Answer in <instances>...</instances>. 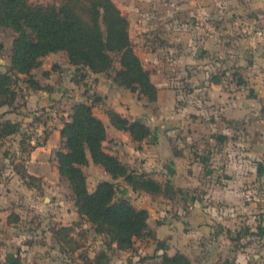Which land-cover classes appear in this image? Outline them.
<instances>
[{
    "label": "rangeland",
    "instance_id": "rangeland-1",
    "mask_svg": "<svg viewBox=\"0 0 264 264\" xmlns=\"http://www.w3.org/2000/svg\"><path fill=\"white\" fill-rule=\"evenodd\" d=\"M27 1L32 5L58 4V1L54 0ZM233 2L218 3L219 5L211 9L210 13H198L194 17V23L201 30V35L211 36V54L204 60L205 63L201 61L199 66L200 64L207 66V72L204 74L206 79L217 78L221 82L219 92L224 98V102L220 104L221 108L224 109L226 106L229 110L235 104L234 100L236 105H242V115L234 119H226L228 121H224L222 125L230 128L234 135L250 136L254 142L258 141L261 149L258 154L256 153L255 159L258 158L260 163H264L262 151L264 146V0H233ZM14 37L10 29L0 28V72L2 73L9 67ZM67 64L66 54L63 52L42 58L40 67L32 71L31 77L37 80L43 89L35 91L28 88L27 77L19 75V79L12 86L16 92L13 105L0 106L1 122L8 120L18 122L20 125L17 133L0 141V264H30L26 255L29 251L36 260L35 264H84L83 259L87 256H93L102 250L106 251L108 238L96 233L92 224L85 217L77 214L69 184L58 174L54 154L57 150L63 149L61 137L51 138L49 144L50 136L43 127L47 122L51 125L54 123L62 125V122L68 119L74 104L90 105L98 96L92 81L86 80L90 78L89 75L83 77L84 71H76L74 76L73 67ZM115 68H118V64H115ZM100 75L110 80V74ZM197 77L201 75L198 74ZM84 78L85 80L82 81ZM66 80L73 83L70 85L71 89L66 86L67 84L63 85ZM79 87L81 91L78 90ZM55 88L61 93L59 105L49 106L50 109L47 111V107L40 105V92L49 93ZM195 90L199 92L198 89L188 87H184L181 91L188 97ZM67 93L70 95H66ZM72 98L74 100L70 102ZM194 102L200 105L198 98H195ZM93 105L96 107L93 112L97 117L102 113L106 116L104 110L107 106L102 99L98 104ZM181 105L185 107L186 100ZM144 107L146 109L144 108L145 111L141 114V120L143 119L153 132L156 130V121L161 117L160 113L157 114L160 106L156 103H146ZM205 107L206 110L211 111L210 109H214V104L210 101ZM150 116L156 118L155 123L151 121ZM207 121L212 123L214 119L209 118ZM109 136L110 133L106 129L104 149L117 155L122 163L129 164L127 163L129 157L131 158L128 152L129 144L121 149L123 141L118 138L109 140ZM42 145H48L50 154L47 151L33 154L34 149ZM234 148L242 149L238 146ZM227 151L230 155L227 158L228 163L237 161L234 149ZM30 160L31 162L28 163ZM129 166L134 170L136 168L133 163ZM82 169L90 192L101 181L113 182L101 166L89 163ZM155 172L152 171L153 174ZM24 173L32 175L28 177ZM160 180L159 182L162 183L166 181L172 183L170 178H165L164 175ZM172 185L175 188V185ZM231 186L236 196L264 198V175L253 183L242 181L239 185L231 184ZM189 193L190 190L184 188L182 192H176L177 197L169 200L162 196L133 192L122 184L116 195L126 198L136 209H146L149 213L150 225L154 226L165 218L182 222L175 209L185 206V202L182 201L184 199H180V196H190ZM245 201L249 203L250 197H244L242 202ZM177 225L180 226L179 223ZM202 238L198 241L200 246L196 245L189 251L191 264H247L252 253L256 251L253 245L242 248L249 242L244 239L238 245L224 243L210 253L209 249L203 247L208 243V238ZM135 248L137 253L141 247L136 244ZM152 248L149 247L148 252L151 253ZM110 250L107 253L112 264L128 259L127 264H131L133 261L130 257L136 254L134 251ZM2 257L6 260L4 263ZM141 261L142 258L137 263Z\"/></svg>",
    "mask_w": 264,
    "mask_h": 264
},
{
    "label": "crops",
    "instance_id": "crops-1",
    "mask_svg": "<svg viewBox=\"0 0 264 264\" xmlns=\"http://www.w3.org/2000/svg\"><path fill=\"white\" fill-rule=\"evenodd\" d=\"M111 1L129 21V37L133 49L158 89L155 103L160 106L157 114L160 113L161 117L156 121V130L153 132L142 119L149 135L140 144L132 142L127 133L116 130L103 113L98 118L110 133L109 140L121 139L122 146L118 144L121 149L129 144L131 158L127 163H133L136 171L151 173L157 181H161L160 178L164 175L181 192L184 188L191 192L190 196H180V199H184L182 201L185 206L175 209L182 222L165 218L151 226L148 220L155 239L165 243L166 251L156 249L157 245L153 241L144 245L138 241L136 244L141 248L130 257L133 261L131 264H149L137 261L154 254L162 256L166 253L172 256L177 252L187 257L191 264L189 251L196 245L200 246L198 241L202 237L208 238V243L203 247L209 249L210 253L224 243L238 245L247 239L248 244L242 248L249 245L256 248L247 264H264V198L236 196L231 186L239 185L242 181L253 183L264 175V163L255 159L261 149L260 143L254 142L250 136L234 135L230 128L222 125L224 121H228L226 119L242 115L243 107L241 104L236 105L234 100L235 104L229 110L226 106L221 108L220 104L224 102L219 92L221 82L206 79L204 74L207 66H199L211 54V36L201 35L194 17L198 13H210L218 3H234L233 0ZM198 74L201 77H197ZM89 77L86 80L92 81L95 93L107 108L129 120L141 119V114L146 109L144 99L138 100L135 94L117 89L100 74H89ZM198 78L201 80H197ZM63 85L71 89L70 85L73 83L66 80ZM184 87L198 89L199 92L195 90L187 97L181 91ZM59 92L56 88L49 93L40 92V105L47 107V111L49 106L59 105ZM195 98L199 99L200 105L194 102ZM184 100L185 107L181 105ZM210 101L214 104L211 111L205 107ZM209 118L214 119V122L207 121ZM150 119L155 123V117L150 116ZM61 126L56 123L51 125L50 122L43 124L50 136L49 144L51 138H60ZM44 146L35 148L33 154L41 151L50 154L48 145ZM236 146L242 149H235ZM262 147L264 152V146ZM231 148L237 155V161L228 163L230 155L227 150ZM152 171L158 173L153 174ZM244 197H250V202H242ZM149 247H153L151 253L148 252ZM26 255L27 261L35 264L36 260L30 251ZM2 261H6L4 257ZM128 261L129 259L117 261V264H127Z\"/></svg>",
    "mask_w": 264,
    "mask_h": 264
},
{
    "label": "trees",
    "instance_id": "trees-1",
    "mask_svg": "<svg viewBox=\"0 0 264 264\" xmlns=\"http://www.w3.org/2000/svg\"><path fill=\"white\" fill-rule=\"evenodd\" d=\"M54 1L58 4L32 5L27 0H0V28L10 29L15 35L9 67L7 71L0 72V106L13 105L16 92L12 86L19 75L27 77L28 88L35 91L43 89L31 77L32 71L40 67L42 58L59 52L66 54L68 64L75 71L74 76L76 71H84L83 77L110 74L112 85L135 94L138 100L144 99L147 104L155 103L158 89L133 49L129 21L117 6L111 0ZM212 80L219 82L217 78ZM100 101L97 96L93 104ZM93 104L72 106L68 119L62 122L59 130L63 149L54 154L58 174L69 184L77 214L85 217L96 233L108 238L106 251L87 256L83 263L109 264L108 250L135 253L138 241H153L156 249L166 251L165 243L155 239L148 224V211L136 209L126 198L116 194L122 184L133 192L169 200L177 197L176 192L181 190L175 189L168 181L155 180L147 172L138 173L129 164L122 163L117 155L107 152L103 146L106 128L94 114ZM104 114L116 130L127 133L136 144L149 135L141 119L129 120L110 108H105ZM19 129L18 122L0 121V141ZM89 163L101 166L114 183L101 181L90 192L82 169ZM141 262L190 264L188 258L179 252L172 256L154 254L142 258Z\"/></svg>",
    "mask_w": 264,
    "mask_h": 264
}]
</instances>
